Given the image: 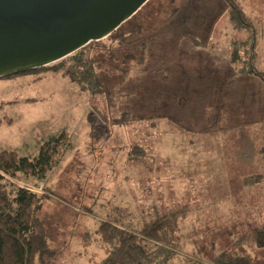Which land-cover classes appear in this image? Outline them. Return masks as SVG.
<instances>
[{
	"label": "rangeland",
	"instance_id": "obj_1",
	"mask_svg": "<svg viewBox=\"0 0 264 264\" xmlns=\"http://www.w3.org/2000/svg\"><path fill=\"white\" fill-rule=\"evenodd\" d=\"M234 2L253 28L231 19L226 0H148L118 30L140 26L129 45L106 37L85 48L98 64L100 93L52 70L0 78V150L34 158L44 141L61 131L68 135L44 179L15 181L46 196L40 210L49 248L44 264L99 263L108 253L97 234L101 222L137 230L184 206L188 212L166 264H208L264 225L263 169L254 177L263 182L244 192L247 201L232 200L236 208L255 209H227L235 206L231 199L245 171L227 177L223 157L250 161L256 150L264 166V79L240 71L251 64L264 74V0ZM142 41L139 62L132 45ZM124 113L129 121L115 125ZM234 253L264 264V249L254 242Z\"/></svg>",
	"mask_w": 264,
	"mask_h": 264
},
{
	"label": "trees",
	"instance_id": "obj_2",
	"mask_svg": "<svg viewBox=\"0 0 264 264\" xmlns=\"http://www.w3.org/2000/svg\"><path fill=\"white\" fill-rule=\"evenodd\" d=\"M226 2L232 7L231 19L237 25L252 27L234 0H226ZM176 10L177 8L173 9L169 17ZM120 27L108 36L117 41L120 46L129 45L128 40H131L133 36L138 37L141 33L140 26L133 27L127 33L118 32ZM88 45L54 64L7 77L35 71H58L79 83L81 87L87 86L92 94L100 93L103 88L96 77L98 64L94 57L85 53ZM132 47L137 61L142 62L145 43L143 41L134 43ZM235 58L237 56L233 54L232 60ZM240 71L253 72L264 79V74L257 73L251 64L247 69L241 68ZM86 119L89 124V133L92 135L94 128L90 113L87 114ZM129 119L130 115L124 113L113 123L124 125ZM213 127L214 130L219 129L217 122ZM67 145L68 135L66 131H61L44 141L34 158L19 156L14 150H0V264H37V261L39 264H44L42 257L48 254L49 248L46 227L40 217V210L46 196L21 187L15 181L25 184L44 179L46 174L56 166ZM254 177L256 176L246 178L244 182L247 184L249 180H255ZM187 212L186 206L170 211L155 219L142 222L137 230L133 229L132 224L122 225L112 220L101 222L97 234L100 241L108 248V253L104 259L95 264H166L174 256L170 248H173L176 243L179 221ZM250 241L264 249V226L256 227L242 235L234 245L217 254L208 264H252L249 257L234 253L236 246ZM188 264L204 263L188 261Z\"/></svg>",
	"mask_w": 264,
	"mask_h": 264
},
{
	"label": "water",
	"instance_id": "obj_3",
	"mask_svg": "<svg viewBox=\"0 0 264 264\" xmlns=\"http://www.w3.org/2000/svg\"><path fill=\"white\" fill-rule=\"evenodd\" d=\"M148 0H0V78L105 39Z\"/></svg>",
	"mask_w": 264,
	"mask_h": 264
},
{
	"label": "crops",
	"instance_id": "obj_4",
	"mask_svg": "<svg viewBox=\"0 0 264 264\" xmlns=\"http://www.w3.org/2000/svg\"><path fill=\"white\" fill-rule=\"evenodd\" d=\"M202 149H205L206 150V152H208L209 150L208 149H206V148H202ZM241 152V154H244V155H246L247 154V152L246 151H240ZM253 154L254 155H252L253 157L251 158V160L250 161H248V157H247V159L245 160V159H243L242 157H240V158H242V160H244V161H242V162H239L238 161V159L237 158H235V160H234V163H229V161H228V158L226 159V157H223V162H225L226 163V174H227V177H229L230 176V174H231V172L233 171H235V170H242V171H245V173H242V174H240V176H239V181H238V184L236 185V186H238V189H239V194L238 195H235V196H233V199H231V197H232V195L230 196V197H228L229 198V200L231 199V202H232V200H235V201H237L236 202V204L238 203V202H243L244 203V201H243V199H248L249 197H247V194H245L244 192L245 191H251L252 189H255L257 186H259L262 182H263V178L262 179H260V178H258V181L255 179V180H253V181H251L250 183H244V178H246V177H249V176H256V175H258L259 177H261V176H263L262 174H261V172H260V170H264V166H262L263 165V163H262V160H257V154L258 153H256V150H254L253 151ZM186 159H188V158H186ZM196 160H194V158H193V160H190V159H188L187 160V162L188 163H191L192 161L193 162H196V163H198V161H199V159L198 158H195ZM227 160V161H226ZM145 166V165H144ZM226 186H228V188L226 189V193L227 194H231V185H232V182L230 181V179L228 178V179H226ZM259 182V183H258ZM256 185V186H255ZM250 187V188H249ZM245 189V190H244ZM250 193V192H249ZM247 201V200H246ZM245 201V202H246ZM257 201H258V199H257ZM234 202H232V203H230V204H233ZM235 204V203H234ZM236 204H235V206L234 205H232V208H231V206H230V208L228 207L227 209H229V210H231V209H233V210H235V211H239V212H243V211H246L247 209H249V208H251V209H255V207H254V205H252V206H250V205H248V204H242V205H239V207L238 208H236ZM258 204L259 203H257V206H258ZM261 207V206H260ZM260 210V208L258 207V210L257 211H259ZM229 216H231V215H227V217H229ZM262 226H264V225H262ZM255 228V227H254ZM230 230H231V228H230ZM195 258V257H194ZM197 259H199V260H202L200 257H196ZM213 258V257H212ZM208 262H210V261H208Z\"/></svg>",
	"mask_w": 264,
	"mask_h": 264
}]
</instances>
